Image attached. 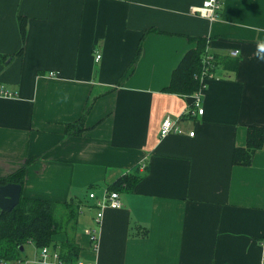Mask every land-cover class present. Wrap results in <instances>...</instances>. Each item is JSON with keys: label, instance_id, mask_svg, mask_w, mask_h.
<instances>
[{"label": "crops", "instance_id": "0c3cea01", "mask_svg": "<svg viewBox=\"0 0 264 264\" xmlns=\"http://www.w3.org/2000/svg\"><path fill=\"white\" fill-rule=\"evenodd\" d=\"M204 1L0 0V90L13 94L0 96V176L23 167V197L79 204L77 264H264V141L231 163L264 128V0H220L213 20L191 13ZM199 37L237 68L218 61L190 117L194 95L163 89ZM91 99L81 134L65 135ZM166 116L180 134L159 136ZM134 167L141 181L96 223L89 193ZM24 246L16 263L35 264Z\"/></svg>", "mask_w": 264, "mask_h": 264}, {"label": "trees", "instance_id": "16d2710c", "mask_svg": "<svg viewBox=\"0 0 264 264\" xmlns=\"http://www.w3.org/2000/svg\"><path fill=\"white\" fill-rule=\"evenodd\" d=\"M25 22V18L20 16L18 25L21 38L24 36ZM145 34L146 32L143 35ZM190 40L195 41L196 45L185 52L172 71L169 84L163 89L168 94L191 96L203 88L200 78L203 71L202 59L206 54V39L199 37L190 38ZM140 51L141 44L138 43L131 67L138 60ZM218 61L229 71H235L237 68L236 60L224 59L220 61V58L214 57L212 68L209 71L217 66ZM92 102L93 99L87 103L77 121L65 126V135L79 136L81 134L84 129L85 117ZM263 141L264 128L250 126L246 132L245 146L235 147L232 151V165L248 166L254 152L262 147ZM142 178L143 174L138 172V167H134L130 172L123 174L108 185L106 190L119 194L131 193ZM24 179L25 168L22 167L6 176H0V185L13 183L22 186ZM78 205L72 201L58 204L20 195L17 206L9 213L0 215V260L17 264V261H22L20 256L23 246L31 243L38 251L44 247L56 251L59 264H77L80 248L70 230L73 232V227L76 224ZM60 210L62 212L59 214ZM62 234L65 235L64 240L55 241V238Z\"/></svg>", "mask_w": 264, "mask_h": 264}, {"label": "built area", "instance_id": "2783aa9c", "mask_svg": "<svg viewBox=\"0 0 264 264\" xmlns=\"http://www.w3.org/2000/svg\"><path fill=\"white\" fill-rule=\"evenodd\" d=\"M221 8V2L220 0H205L201 6L197 8H192L191 13L198 15L202 18H206L208 20H213L218 17V13ZM237 52H231L230 56H236ZM99 56H95V60H98ZM214 56L211 54H205L202 63H203V71L201 73L200 82L204 83V81L211 77L210 69L212 68V62H213ZM55 74L53 72H50L49 76L53 77ZM0 96L3 97H12L13 94L5 92L3 90H0ZM201 100L199 97V92L194 94V103H193V109L187 112V115L190 117H194L197 115H202L203 109L200 106ZM178 119L173 120L169 116H166L159 128V136L164 137L169 134H180V130L176 124ZM190 136H193V132L189 134ZM142 168L145 167V164L143 163ZM89 199L95 200V206L99 209L98 214L96 215L95 221L96 223L99 222L100 218L102 217V210L103 209H113V210H119L122 208V202L120 199V194L114 191H105L103 194L96 198L95 194L93 192L89 193L88 195ZM84 233L91 239L92 243L95 245L96 243V232L94 230H86ZM35 263L37 264H59L58 261V253L56 251H53L47 247H44L38 251L37 258ZM0 264H11L9 262L0 260ZM78 264H84V263H78ZM88 264V263H86Z\"/></svg>", "mask_w": 264, "mask_h": 264}, {"label": "water", "instance_id": "95a60500", "mask_svg": "<svg viewBox=\"0 0 264 264\" xmlns=\"http://www.w3.org/2000/svg\"><path fill=\"white\" fill-rule=\"evenodd\" d=\"M21 186L7 183L0 185V215L9 213L17 206L20 200Z\"/></svg>", "mask_w": 264, "mask_h": 264}, {"label": "rangeland", "instance_id": "374dc122", "mask_svg": "<svg viewBox=\"0 0 264 264\" xmlns=\"http://www.w3.org/2000/svg\"><path fill=\"white\" fill-rule=\"evenodd\" d=\"M61 212H62V211L60 210V211H59V214H60ZM24 248H25L24 253H25L26 256H27V255H30L29 253H30V252H33V250H34V246H33V245H30V244L25 245ZM23 256H24V254H23ZM36 258H37V256L34 258V261H36ZM35 264H37V263H35Z\"/></svg>", "mask_w": 264, "mask_h": 264}, {"label": "clouds", "instance_id": "9594fccd", "mask_svg": "<svg viewBox=\"0 0 264 264\" xmlns=\"http://www.w3.org/2000/svg\"><path fill=\"white\" fill-rule=\"evenodd\" d=\"M261 53H264V42L257 45V56L259 59H264V55H261Z\"/></svg>", "mask_w": 264, "mask_h": 264}]
</instances>
